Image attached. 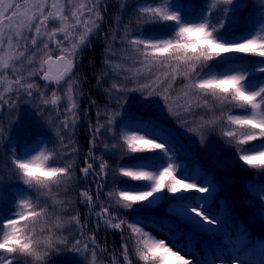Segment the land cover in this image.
Wrapping results in <instances>:
<instances>
[{"label": "snow or ice", "instance_id": "snow-or-ice-1", "mask_svg": "<svg viewBox=\"0 0 264 264\" xmlns=\"http://www.w3.org/2000/svg\"><path fill=\"white\" fill-rule=\"evenodd\" d=\"M96 3L97 0H91L89 6L86 0H80L79 4L73 5V0H67L70 12L66 14L63 0H26L28 6L23 11L22 5L14 0H7L6 4L5 0H0V84L6 83V87L0 91V106L11 102L5 101V96L13 91L24 89L26 95L31 97L32 89H39V85L34 81H26L39 75L43 81L52 82L57 87L62 81H66V112L72 114L75 120L77 103L73 95L71 73L75 67V58L88 45L92 32L99 27L96 21L102 20ZM260 3L264 7V0H260ZM233 4L234 0H208L205 12L195 19H188L171 0H152L137 9L136 26L140 29V34L126 37L122 42L137 54L142 68L151 71L153 66L159 65L169 69L164 73L166 79L170 77L175 81L180 77L187 81L181 93L185 104L178 105L184 112H191L193 105L210 112L219 107L220 116L208 120L202 126H215L219 123L221 135L234 149L236 159L243 162V166L264 171V79L253 83L248 67L237 63L247 60L249 56L264 58V18L257 29L229 39L224 19L213 21V15L216 11H222L227 16L230 9L218 8V5ZM94 11L95 17L92 16ZM85 13H88L87 17ZM17 17H21L19 22ZM50 21L59 22L60 26L48 31ZM78 26H82L83 30L76 35ZM149 26H159L164 34L145 36L144 30ZM57 34H63V39L57 40ZM65 41L68 42L67 47ZM49 42H54L59 55H52ZM24 58L34 71L17 74L19 69L15 65ZM57 63H62L63 68L54 73L53 65ZM254 63L257 66L252 68V72L264 76V59ZM13 85L17 87L14 89ZM112 87L118 90L121 88L117 84ZM150 89L151 84H141L128 91L147 92L151 96L154 93ZM39 94L42 97L41 103L45 105H57L62 99L56 90L52 91L50 98H44L43 91ZM164 99L168 114L178 119L179 113L173 110V102L168 96ZM224 108L228 111L224 112ZM117 115L119 113L108 117L109 126ZM62 126L68 127L67 119ZM103 127L105 125H98L96 131L99 132ZM188 131L195 129L189 128ZM163 139L159 134L148 139L147 135H140L138 132L121 137L125 155L146 152L152 155L142 157L141 163L118 167L115 175L123 186L118 185L107 193L110 205L101 206V211L96 215L99 218L109 217L104 221L105 224L113 229H120L122 237L123 229H128L136 264H197L190 251H185L184 247L173 241L157 238L152 232L145 230L146 226L142 221L120 219L109 211L111 205H115L117 209L133 211H136L134 205L150 208L157 205L162 196L172 194L170 198L176 204L169 209L170 213L204 232L215 234L219 230L221 220L212 215L208 208V200L215 186L211 181L202 182L201 178L186 174L183 165L176 162L169 142H158ZM253 141L259 143L250 145ZM56 155L55 150H46L45 146L35 155L28 153L21 158L13 154L11 157L12 175L22 182L27 197L15 202L10 215L0 220V264H16L17 260H22L23 264H46L51 253L59 251L60 246L69 245L66 238L53 239V227L61 226L59 218L55 224H48L47 208L41 207L39 202L33 203L34 191H50L53 186L66 183L71 178L72 165L58 166ZM160 158L163 162H160ZM85 163L86 167L80 171L87 177L92 171V164L87 159ZM107 168V161H103L100 164V174L106 175ZM80 194L88 205L95 206L89 190H82ZM260 215L264 217V207L261 208ZM71 221L79 223L75 216ZM22 222H25L23 227ZM27 222H31V227ZM39 224L46 225V228H40L41 235L37 236ZM45 231L47 234L43 235ZM90 239L95 240L94 233ZM235 247L244 251L231 256V264H238L244 258L241 254L249 255L253 249L264 250V240L252 244L247 232L241 230ZM83 248L87 250L89 245L85 243ZM71 250L79 252L81 241L75 240ZM128 252L129 244H122L124 264H133ZM91 255H96L94 248ZM222 260L223 256L218 253L211 260L200 264H219ZM113 264H117L115 259ZM245 264H264V259H246Z\"/></svg>", "mask_w": 264, "mask_h": 264}, {"label": "trees", "instance_id": "trees-1", "mask_svg": "<svg viewBox=\"0 0 264 264\" xmlns=\"http://www.w3.org/2000/svg\"><path fill=\"white\" fill-rule=\"evenodd\" d=\"M188 1L201 4L205 0ZM253 1L234 0V4L244 3L241 12L244 13L246 5L249 6ZM112 4L115 5L112 12L108 10L105 14L102 13L98 32L93 36L91 35L88 45L75 58L73 72L75 73L74 77L77 89L80 91L81 100L80 126L76 137L79 143L84 140L83 137L90 134L91 129H94L93 110L104 101L99 90V81L102 80L100 77L103 76L105 83H108L106 70L111 73L107 59L108 47L111 44L120 46L112 25L115 23L119 25L121 23H133L127 20L126 16L130 12L125 9L122 10L120 0H106L104 5L108 8ZM219 7L227 6L218 5ZM235 12L239 15L237 10ZM243 26L245 25L243 24L241 27ZM149 27L157 29L160 35L164 34V30L159 26ZM29 47L31 46L29 45ZM131 68H134L137 75L139 74L143 77L139 85L151 84L150 90L154 94L149 96L147 92H141V95L148 108L155 106L159 110L156 116L148 114L152 126L158 128V134L164 137L163 140L158 142H164L165 140L169 142L176 156V162L183 165L186 174L197 176L201 178L202 182L211 181L215 186V190L210 194L211 198L208 200V208L212 215H218L220 220L234 234L236 232L239 233L241 230L246 231L252 244L264 240V217L260 215V210L264 207V171L250 169L243 166V162L236 159L234 149L225 142V138L221 135L222 128L219 123L215 126H202L208 120L220 116L221 110L219 107L214 112H210L208 109L197 108L193 105L191 112L186 113L178 105L185 104V101L181 98V93L187 81L180 77L175 81H172L170 77L166 79L164 73L168 72L169 69L159 65L153 66L151 71L147 68H142L140 63ZM138 69L139 71H137ZM19 71L32 72L34 68L24 66ZM155 93H159V95ZM165 96H168L173 102L172 108L179 113L178 119L168 114L165 108ZM223 111L227 112L228 109L224 108ZM234 114L238 113L234 112ZM189 128L195 129V131L190 132L188 131ZM125 134H128V132L121 124L117 130V139L120 145L118 148L123 151L121 137ZM258 143L259 141H253L250 142V145ZM45 146L46 150H55L58 166L72 163L71 178L66 183L53 186L50 191L48 189H39L32 194L33 203L39 202L41 207L47 208L48 224H55L57 218L61 222V226L59 228L53 227V230L63 229L64 232L60 235L53 234V239L66 238L69 241L67 247L60 246L59 251L51 253L47 258L46 264H81V262H76L72 259V261L65 260L66 255L73 256L81 251L74 252L71 250V245L75 240L81 241V249H84L83 245L85 243L89 245V249H95V264H113L114 259L117 264H124L122 244L128 243V255L133 260V264H136L128 229L126 230V235L122 237L120 229H113L105 224L104 221L108 219L107 216L99 218L96 215V213L101 211V206H104L107 201L109 202L107 197L109 190L102 184L95 165L92 167V171L87 174V177L80 171V169L86 167V159L88 163L93 161V150L91 147L88 148V144L83 149L87 152L83 160L69 162L59 156L58 150L60 149H58L54 139L47 132L33 129L26 130L19 135L8 136L6 141L0 138V151L3 150V153L0 154V160L2 158L0 161V192L2 194L0 198V220L10 215L15 202L20 198L27 197L22 182L12 175L11 157L13 154L21 158L28 153L35 155L41 147ZM150 155L152 153L149 152L134 153L128 155L127 159H141ZM116 159L118 157L115 155L113 160ZM160 162H163L162 158H160ZM82 190L90 191L94 207L84 201L80 194ZM171 195L162 196L160 202L150 208H140V205H137L142 214L138 217H133L130 213V217L127 220L131 222L139 220L143 224L151 225L160 230L177 233L175 242H182L180 243L181 246L188 249L184 234L187 222L183 225L172 224L169 220L172 217L180 218L169 212V209L176 204V201L170 198ZM54 196L57 199L55 203H51ZM123 212L126 213L125 211ZM161 213H168L169 217L163 218ZM74 216L78 217V224L71 221ZM180 219L182 220V218ZM65 222L67 225H65ZM182 222L184 221L182 220ZM24 223H21V227H23ZM27 223L31 227V222ZM40 228H46V225H37V236L41 235ZM188 228H191L192 233L195 235L193 241L188 244L192 246L198 255L204 256L207 253V248L203 245L204 237L218 244L230 254L229 247H231V242L223 240L218 233H207L193 228L190 224ZM93 233L95 234L94 241L90 239ZM46 234L47 232L45 231L43 235ZM257 253L259 260L264 259V250L258 249ZM16 264H23V261L17 260Z\"/></svg>", "mask_w": 264, "mask_h": 264}, {"label": "rangeland", "instance_id": "rangeland-1", "mask_svg": "<svg viewBox=\"0 0 264 264\" xmlns=\"http://www.w3.org/2000/svg\"><path fill=\"white\" fill-rule=\"evenodd\" d=\"M7 0H5L6 4ZM15 3H20L22 5L21 11L25 10L28 6L26 4V0H14ZM51 2V0H49ZM66 5V14H69L70 7L67 6V0H63ZM80 0H73V5L79 4ZM91 6V0H86ZM106 0H97L96 8L99 10V13L102 16V13L105 14L108 10L112 12L115 5L112 4L111 7H106ZM152 2V0H120V4L122 5V10H127L130 12L126 18L133 23H115L112 25L113 31L117 36L118 44L120 46L110 45L108 47L107 59L108 64L110 66L109 73L106 70L108 83H105L103 76L100 77L102 80L99 81V90L103 97V103H100L93 110V119H94V129H91L89 135L83 137V141L79 143L76 140L78 135V128L80 126L79 113L80 109V91L77 89L76 81H75V73L72 71L71 73V81L74 84L73 95L75 101L77 103V108L75 109V120L72 118V114L66 112V108L68 106V100L65 96V91L67 90L66 81H62L60 86L56 85L51 86L50 84L41 81L40 76H33L30 80L26 82H35L39 85V89H32L33 95L29 97L26 95L24 89H20L19 91H13L8 93L5 96V101H11L10 103H5L3 106H0V132H2L3 141H6L8 136L11 135H19L26 130H40L47 132L49 136H51L55 144L57 145L59 151V156L61 158H65L69 162L79 161L80 159H84L87 152L84 151V147L88 144V148H92L93 150V161H91L92 167L97 168V171L100 174V164L103 161H107L108 168L105 174H100L102 184L106 189L111 191L116 186H123L121 182L117 180L115 172L120 166H128L136 163L143 162L142 159H127L128 155L124 154L123 150L118 148V135L117 130L118 127L122 124L125 130L128 133L138 132L140 135H147L148 139H153L156 135H158V128L153 127L150 123V119L148 114L156 116L159 112L155 106L147 107L142 99V95L140 91H128V89L137 88L142 81L143 77L139 74L137 75L132 66L139 64L137 54L130 48L126 46L122 41L127 37L131 38L132 36L139 35L140 29L136 26V18H137V9L139 6L146 5ZM172 3L179 6V9L186 18L195 19L201 15V13L206 11L208 1L205 0L201 2V4L191 3L188 0H171ZM110 6V5H109ZM230 11L227 16L224 15L222 11H216L213 15V21L217 19H224L225 22V31L228 38L231 39L232 36H243L247 33L257 29L261 23L262 18H264V7L261 6L260 0H254L249 6L246 5L244 13H241L244 7V3L226 5ZM220 8V7H219ZM222 8V7H221ZM237 10L239 15L235 12ZM47 11V9H46ZM95 11L92 13V16L95 17ZM88 16V13H85V17ZM21 17H17V22ZM83 19V18H82ZM72 21L70 20L69 23ZM100 20H97L96 23L99 25ZM245 25L241 27L242 25ZM59 22H49L48 31H51L54 27H59ZM92 26L91 24L89 25ZM82 26H78L76 30V35H79L82 31ZM99 30V27L96 31L92 32V36L96 34ZM27 33L25 32V35ZM145 36H150L152 34L160 35L157 29L153 27H148L144 30L143 33ZM91 37V36H90ZM89 37V38H90ZM88 38V39H89ZM56 39H63V34H57ZM75 42V40H73ZM68 46V42L65 41V47ZM49 47L53 50L52 55L55 57L59 55V51L56 50V46L54 42H49ZM30 54V53H28ZM240 55V54H238ZM264 58L250 56L247 60L237 62L243 63L248 67V71L250 73L251 79L253 83H258L259 80L264 79V76H261L259 73H253L252 68L257 65L254 63L255 61H259ZM121 63V64H120ZM21 65L28 66L26 63V58L22 59L21 62H18L15 67L20 70ZM63 67L62 63H57L53 65V70L55 67ZM32 68V67H31ZM107 69V68H106ZM130 70V71H129ZM25 71H18L17 74H24ZM9 75L12 73L9 71ZM147 79V76H146ZM67 80V78H66ZM113 84L120 85L121 88L114 89L112 87ZM5 84H0V91H3ZM17 86L13 85L15 89ZM56 90L57 93L62 97V99L58 102L57 105L52 104H42V97L40 96V92L43 91L44 98H50L52 91ZM113 113H119L115 117L112 125L109 126L107 124V119ZM67 119L68 127L64 128L63 122ZM153 123V122H152ZM98 125H105V127L101 128L99 132L96 131ZM105 145H108L105 148ZM115 146V147H113ZM3 153V150L0 151V154ZM90 153V151H89ZM115 155L118 159L113 160ZM2 160V158H1ZM0 160V161H1ZM76 162V163H77ZM72 165V163H71ZM2 194L0 192V198ZM56 197L52 198L51 203H55ZM1 203V199H0ZM110 201L106 202L104 206H109ZM136 211L131 209H117L115 205H111L109 207L110 213H114L120 219L127 220L130 217V213L133 217H138L142 214V211L139 210L142 206L134 205ZM144 211H148L147 209H143ZM125 211L126 213H124ZM109 218V217H108ZM172 224H177L178 220L172 218L170 220ZM65 225L66 222H65ZM64 226V225H63ZM147 231L152 232L154 236L159 239H167L169 241L175 242L173 239V234H170L167 231L159 230L151 225H144ZM69 229V227H68ZM127 228L123 229V235H126ZM53 234H61L63 233V229L52 230ZM187 231L188 239H191V235ZM215 233H218L223 239L230 241L233 245L230 247L232 253L229 255L227 252L222 250L220 247H217L216 244L211 243L207 239V245L209 247L210 254L207 257H202L198 255L191 247H189V251L192 253V256L195 257L197 264L200 262H204L207 260H211L214 258L219 252L220 255L223 256V260L219 262V264H231L230 257L237 254L238 251H244V249H235V241L238 233H233L229 227L221 221L219 226V230ZM122 236V235H121ZM123 241V240H122ZM128 241V240H127ZM124 243V242H123ZM177 244V243H176ZM217 250V251H216ZM91 249H81V251L73 256L66 255L65 260H75L79 261L81 264H95L94 259L96 258L91 255ZM183 254V253H182ZM198 256H197V255ZM244 256L243 259L238 261V264H245V260H259L257 249L252 250V252L247 254H241ZM72 259V260H71Z\"/></svg>", "mask_w": 264, "mask_h": 264}, {"label": "flooded vegetation", "instance_id": "flooded-vegetation-1", "mask_svg": "<svg viewBox=\"0 0 264 264\" xmlns=\"http://www.w3.org/2000/svg\"><path fill=\"white\" fill-rule=\"evenodd\" d=\"M57 69H59V67H56ZM57 69H55V70H57Z\"/></svg>", "mask_w": 264, "mask_h": 264}, {"label": "water", "instance_id": "water-1", "mask_svg": "<svg viewBox=\"0 0 264 264\" xmlns=\"http://www.w3.org/2000/svg\"><path fill=\"white\" fill-rule=\"evenodd\" d=\"M51 84H54V83H52V82H50Z\"/></svg>", "mask_w": 264, "mask_h": 264}]
</instances>
